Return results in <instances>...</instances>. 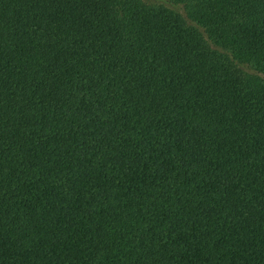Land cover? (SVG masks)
<instances>
[{
	"label": "trees",
	"instance_id": "1",
	"mask_svg": "<svg viewBox=\"0 0 264 264\" xmlns=\"http://www.w3.org/2000/svg\"><path fill=\"white\" fill-rule=\"evenodd\" d=\"M0 264H264V0H0Z\"/></svg>",
	"mask_w": 264,
	"mask_h": 264
}]
</instances>
